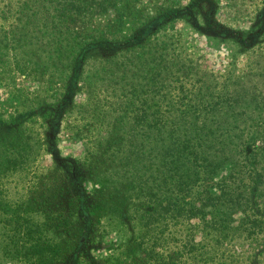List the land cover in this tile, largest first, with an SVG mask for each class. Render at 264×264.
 I'll return each mask as SVG.
<instances>
[{
    "label": "rangeland",
    "instance_id": "1",
    "mask_svg": "<svg viewBox=\"0 0 264 264\" xmlns=\"http://www.w3.org/2000/svg\"><path fill=\"white\" fill-rule=\"evenodd\" d=\"M136 2L137 26L124 32L136 58L132 43L107 44L83 63L90 74H111L104 91L87 77L11 75L22 58L1 48L0 119L33 109L23 136L38 140L29 172L5 185L10 202H24L29 223L45 225L54 264H264V229L250 232L264 219V197L252 196V209L230 225L225 207L205 209L201 199L191 218L187 203L206 189L233 191L250 170L264 175V162L253 164L264 161V0ZM115 80L116 91H106ZM259 180L245 185L264 193ZM43 190L54 203L31 206ZM99 198L106 202L94 210Z\"/></svg>",
    "mask_w": 264,
    "mask_h": 264
},
{
    "label": "trees",
    "instance_id": "2",
    "mask_svg": "<svg viewBox=\"0 0 264 264\" xmlns=\"http://www.w3.org/2000/svg\"><path fill=\"white\" fill-rule=\"evenodd\" d=\"M172 3L173 1L170 6ZM173 6L167 11L178 10ZM138 14L141 12L138 11L136 0H0V52L2 49L5 51L4 57L22 58L21 61L15 60L14 64H11L12 69L8 72L11 75L19 72L33 79L49 78L55 81L63 80L66 83L73 79L79 82L81 78L87 77L90 78V83L97 86L94 91L101 92L104 91V78L111 74L105 73L104 70H93L90 74L83 63L88 59L90 51L107 44L132 43L127 50H131L132 57L136 58L132 36L129 37L124 32L135 30ZM126 18L131 19L132 22H125ZM1 56L3 55L0 54ZM119 65L120 63L115 64L116 71L118 67L123 71L124 66ZM91 78L96 81H92ZM117 81L107 84L106 91L114 93ZM62 87L65 88L66 85ZM34 116L36 114L32 109L25 115L18 113L12 116L11 122L0 119V237H2L0 264H7V261H17V259L28 264H54L55 253L51 250L53 248L44 247L41 241L40 230L44 224H40L38 220L29 223V220L22 215L24 211L21 210V206L24 202L12 204L7 194L9 192L5 188L12 177H19L29 172V165L33 161L29 160V155L37 146L38 140L30 143L24 138L23 133L31 131L25 125ZM261 162L264 161L262 159L257 161V158L253 160V164ZM257 169L264 172V166ZM255 177L260 179L262 188L264 175L250 170L247 176L238 178L242 186L233 188L231 192H223L228 189L225 187H220L219 194L210 193L206 189L202 198H195V204L190 197V201L187 202L191 209L189 217H198L197 213L192 214L193 210H201L202 208L198 207L200 200L205 199L209 202L206 203L205 209L222 206L229 211L224 222L230 225L234 215L252 209V206H247L252 202V196L264 197V193H252L250 189L249 191L250 184L245 185L246 180L252 183ZM23 188L22 185L18 190ZM18 190L16 192L19 196ZM46 192L48 191L37 192L36 198L30 200L32 203L30 205L41 207L45 203H54L56 198L49 199L48 197L51 196H46ZM185 199L187 201V198ZM105 202L99 198L94 210L100 209ZM244 204L246 206H243ZM169 205L173 207V211L179 208L176 200H170ZM74 209L80 213L91 212L85 205H77ZM163 210L168 211L165 208ZM160 211L161 208L153 209V214H158ZM239 223L240 221L237 225ZM237 225L232 228L230 226V229L236 230ZM261 229H264V219L253 220L250 232L257 230L256 233H262L259 231ZM78 237L79 235L74 237V240ZM75 242L78 244L77 241ZM47 257L48 260L45 259Z\"/></svg>",
    "mask_w": 264,
    "mask_h": 264
}]
</instances>
